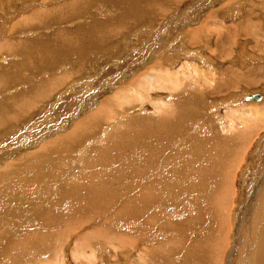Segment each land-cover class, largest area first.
I'll return each mask as SVG.
<instances>
[{"label":"rangeland","instance_id":"obj_1","mask_svg":"<svg viewBox=\"0 0 264 264\" xmlns=\"http://www.w3.org/2000/svg\"><path fill=\"white\" fill-rule=\"evenodd\" d=\"M163 74L168 89L175 85L172 98L167 88L148 84ZM2 75L0 174L11 173L0 181V264H248L246 252L262 242L250 216L264 195V100L243 98L264 92V0H0ZM115 94L132 102H113ZM186 97L197 101L189 106ZM165 104L185 119L175 122L170 113L167 127L156 111L166 116ZM104 106L111 114L95 117ZM69 133L74 151L55 147ZM206 138L224 146L211 148ZM192 143L200 153L191 156L193 166L211 165L202 176L216 180L231 164L219 178L231 191L219 230L202 195L214 191V179L198 181L201 194L192 192L180 174L190 172L185 159L171 161ZM152 154L159 160L152 162ZM167 175L144 202L145 185ZM28 176L29 184L17 183ZM105 186L112 194L104 199L95 192ZM118 235L126 238L121 245L109 238Z\"/></svg>","mask_w":264,"mask_h":264},{"label":"bare ground","instance_id":"obj_2","mask_svg":"<svg viewBox=\"0 0 264 264\" xmlns=\"http://www.w3.org/2000/svg\"><path fill=\"white\" fill-rule=\"evenodd\" d=\"M75 1V0H74ZM138 8V7H137ZM112 9V8H111ZM23 10V9H22ZM252 16V15H251ZM62 23V22H61ZM144 28V27H143ZM178 31V30H177ZM117 32V31H116ZM175 32V31H174ZM226 32V31H225ZM66 34H67V31L65 32ZM255 33V32H254ZM59 38V37H58ZM61 38V37H60ZM171 38V37H170ZM67 40H68V38H67ZM5 45V44H4ZM3 45V46H4ZM11 45V44H10ZM9 45V47H11ZM8 47V46H7ZM5 48V47H4ZM205 48V47H204ZM45 50V49H44ZM4 51V50H3ZM70 54V53H69ZM223 54V53H222ZM5 56V55H4ZM2 57V56H1ZM4 58V57H3ZM2 60V59H1ZM2 62H5V59H3V61ZM17 67V66H16ZM161 71H163L162 69H161ZM165 71V70H164ZM160 72V73H165V72ZM216 73V72H215ZM5 76V75H4ZM4 76L2 75V76H0L1 77V79H7V77L6 78H4ZM167 76H168V74H163V75H158V76H155V77H149V82H148V84L150 83V85H153V86H158V87H160V88H167L166 86H165V81H167V82H169V80L167 79L166 80V78H167ZM155 78V79H154ZM212 78V77H211ZM0 79V80H1ZM223 79V78H222ZM53 80V79H52ZM51 80V81H52ZM50 81V82H51ZM224 81V80H223ZM31 82V81H30ZM53 82V81H52ZM221 82H222V80H221ZM225 82V81H224ZM24 83V82H23ZM156 83V84H155ZM171 83V82H170ZM186 84V83H185ZM55 85V84H54ZM171 86L169 87L170 89H166L167 91H169V93L171 94H173L174 93V87H175V85H173L172 83L170 84ZM18 89V88H17ZM158 90V89H157ZM181 91H183L184 92V89H182ZM187 91V88L185 89V92ZM120 93V92H119ZM178 93H179V91H178ZM178 93H177V95H178ZM172 94L170 95L171 96V98L173 97L172 96ZM184 94H186V93H184ZM122 96H121V98L122 99H119V94L118 95H116L115 94V96H114V98H117V99H115V100H113V102H118L119 104L121 103V105H124L125 103H130V102H132V99H131V101L129 100V101H125L126 99H128V97L129 96H127L126 94H121ZM136 95V94H135ZM174 95V94H173ZM256 96V95H258V97H259V99H257V100H249V101H259L261 98H262V95L261 94H258V93H255V94H250V95H248L247 97H250V96ZM179 96H181V95H179ZM186 96V95H185ZM2 97V96H1ZM190 97V96H189ZM193 97V96H192ZM137 98V97H136ZM179 98V97H178ZM187 99H188V97H186ZM186 99V100H187ZM192 99V98H191ZM190 99V100H191ZM194 100H195V98H193ZM192 99V100H193ZM170 100V99H169ZM184 100V99H183ZM182 100V101H183ZM185 100V101H186ZM190 100L188 99L187 101L189 102V106L192 104L191 102H190ZM193 100V101H194ZM246 100H248V99H246ZM125 101V102H124ZM185 101H183V102H185ZM197 101V99L193 102V103H195ZM227 101H229V99L227 100ZM178 102H179V99H178ZM182 102V103H183ZM226 102V101H225ZM177 103V102H176ZM181 104V103H180ZM178 105H179V103H178ZM177 105V106H178ZM193 105V104H192ZM180 106V105H179ZM182 107L184 106V107H189V106H185V105H181ZM14 107V106H13ZM121 107V106H120ZM171 107H173L171 104H169L168 106H166V104L163 106V108L165 109V111H166V116H162V112L159 110V108L158 107H156V111L157 112H160L161 113V117H158L159 119L161 118L162 119V121H164V122H168V125H167V127H169V123H171V117L173 118V120H174V118L176 117V120H175V122L177 121V120H180V121H182V120H184L183 119V117H180L179 118V116H180V113H178V115L177 116H174V115H176L175 113V111H174V109L172 108L171 109ZM183 107V108H184ZM14 108H18V107H14ZM117 108V107H116ZM175 108V107H174ZM95 109V108H94ZM178 109H180V108H178ZM189 109V108H188ZM18 110V109H17ZM175 110H176V108H175ZM190 110V109H189ZM111 111H112V109H107L106 108V106H104V107H102V109L101 110H99L98 112H95V114H93L95 117H105V115L106 116H108L109 114H111ZM172 111H174L175 113H174V115H172ZM192 111V110H191ZM123 113H124V111H123ZM134 113H136V112H134ZM134 113H132V114H134ZM170 113H171V115H170ZM1 114V113H0ZM4 114V113H3ZM3 114H1L0 115V122L1 121H3V119H4V117H3ZM83 114V113H82ZM90 116L91 118L92 117H94V116ZM121 115H123V114H121ZM124 115H126V114H124ZM171 117H170V116ZM188 115V114H187ZM6 116H8V115H6ZM3 117V118H2ZM12 117V116H11ZM15 117V116H14ZM89 117V118H90ZM165 117H168L169 119H165ZM7 118H9V117H7ZM6 119V118H5ZM93 119H96V118H93ZM137 119V118H136ZM186 119H187V117H186ZM97 120V119H96ZM110 120V119H109ZM112 120V119H111ZM110 120V121H111ZM149 120V119H148ZM113 121V120H112ZM118 121V120H117ZM131 121V124H132V121L134 122V125H136V121L137 120H130ZM129 121V122H130ZM93 122V121H92ZM174 122V121H173ZM193 122V121H192ZM99 123V122H98ZM117 123V122H116ZM2 124V123H1ZM88 124H90V122L88 123ZM94 124V123H93ZM92 124V125H93ZM118 124H120V123H118ZM125 124V123H124ZM129 124V123H128ZM160 124V123H159ZM167 124V123H166ZM3 125V124H2ZM133 125V126H134ZM185 125V124H184ZM80 127L82 126L81 124L79 125ZM124 126V125H123ZM173 126V125H172ZM93 127V126H92ZM111 127V126H110ZM221 127H222V125H221ZM223 127H224V125H223ZM222 127V128H223ZM81 128H83V127H81ZM88 128V127H87ZM118 128V127H117ZM155 128H157V127H155ZM192 128V127H191ZM196 129H197V126L195 127ZM200 128V127H199ZM221 128V129H222ZM225 128V127H224ZM224 128L222 129V130H224ZM63 129V128H62ZM109 129V128H108ZM132 129V128H131ZM160 129H161V127H160ZM168 129V128H167ZM177 129V128H176ZM220 129V130H221ZM76 130V129H75ZM91 130V129H90ZM122 130V129H121ZM140 130V129H139ZM139 130H138V132H139ZM154 130V129H153ZM178 130V129H177ZM221 130V131H222ZM74 131V130H73ZM95 131V130H94ZM107 131V130H106ZM189 131V130H188ZM225 131V130H224ZM224 131H223V133H224ZM72 132V131H71ZM70 132V133H71ZM75 132V131H74ZM89 132V131H88ZM110 132V131H109ZM133 132V131H132ZM137 132V131H136ZM56 133V132H55ZM68 134V135H66V136H64V138H62L63 140L61 141V140H59V142H58V144H56L55 145V147L57 146H60L61 148H63V149H65V148H67V147H70V148H68V150L70 149V150H73L74 151V147H76V145H78V144H73L71 141H72V135L71 134ZM91 133H93V132H91ZM90 133V134H91ZM117 133H118V131H117ZM145 133H147V131H145ZM152 133V132H151ZM165 133V130L164 131H161V132H153L152 133V135H155L156 136V138H154V139H159V138H161V135L162 134H164ZM167 133H168V131H167ZM176 133V132H175ZM195 133V132H194ZM222 133V132H221ZM54 134V133H53ZM82 134H84V133H82ZM103 134H104V132H103ZM103 134H101V136L103 135ZM144 134V133H143ZM149 134V133H148ZM157 134V135H156ZM166 134V133H165ZM181 134V133H180ZM184 134V133H183ZM135 135V134H134ZM150 135V134H149ZM152 135L150 136V137H152ZM174 135H176V134H174ZM188 135H190V134H188ZM193 135V134H192ZM78 136V135H77ZM138 136V135H137ZM141 136V135H140ZM163 136H165V135H163ZM169 136V135H168ZM180 136H183V135H180ZM82 137H83V135H82ZM130 137V136H129ZM129 137H127V138H129ZM154 137V136H153ZM152 137V138H153ZM189 137V136H188ZM86 138V137H85ZM102 139H100V143L101 142H104L105 140H106V135H103V137H101ZM163 138V137H162ZM161 138V139H162ZM239 138V137H238ZM130 139V138H129ZM136 139V138H135ZM151 139V138H150ZM160 139V140H161ZM165 139V138H164ZM198 139V138H197ZM102 140H104V141H102ZM133 140H134V138H133ZM182 140V139H181ZM208 143H210V142H214V144H213V146L211 147V148H217L218 146H214L215 144H218V145H221V147H223L224 146V143H225V141H219L218 140V142L217 141H215V140H213V141H208V138H206L205 139ZM221 140H222V138H221ZM226 140V139H225ZM161 141H164V140H161ZM56 142V141H55ZM86 142V141H85ZM91 142H93L92 140L91 141H89V145H90V143ZM148 142H149V140H148ZM203 142V141H202ZM241 142V141H240ZM57 143V142H56ZM82 143V142H81ZM109 143V142H108ZM146 143H147V141H146ZM151 143V142H150ZM174 143H176L175 142V140H174ZM238 143V142H237ZM118 144V143H117ZM123 144V143H122ZM128 144V143H127ZM130 144V143H129ZM171 144H173V142L172 143H170L169 145L171 146ZM197 144V143H196ZM195 144V145H196ZM54 145V144H53ZM98 145H100V144H98ZM176 145H178V144H176ZM191 145H193V143L192 144H190L187 148H190V150H188V151H186V150H184L183 152H187L186 154L185 153H183V152H181V153H178V154H171L170 155V157H171V161H172V159L174 158L175 159V161H176V163H177V161H178V163H181L182 164V161H183V159H185V168H184V170L187 168V167H190V172H184V173H180V174H182L183 175V177H184V179L187 181V183H188V185H189V187L192 189V192H196L197 194H199L200 193V190L198 189V181H211V179L213 178H215V177H211V179H209V177H208V174H207V176H202V173H203V171H207V169L209 170V168L208 167H210L209 166V164H207V163H205V162H203L202 164H201V162H199V163H197L198 164V166L197 167H194L193 165H195V162H194V160H192V159H190L191 158V156L193 155V154H195V156H196V154H200L199 153V150L197 151L195 148H199L198 146H195L194 145V148H191ZM85 146V145H84ZM88 146V145H87ZM86 146V147H87ZM51 147V146H50ZM78 147V146H77ZM131 147V146H130ZM153 147V146H152ZM171 147H173V146H171ZM79 148H81V147H79ZM154 148H156V147H154ZM186 148V149H187ZM203 148H204V145H203ZM201 149L202 151H204V149ZM53 150H55L54 148H52ZM138 149V148H137ZM177 149H179V148H177ZM221 148H219V150H220ZM57 150V149H56ZM77 150V149H76ZM81 150V149H80ZM158 150V149H157ZM160 150V149H159ZM158 150V151H159ZM224 150V149H223ZM49 151V149H46V152H48ZM72 151V152H73ZM105 151V150H104ZM155 151V150H154ZM158 151H156V152H158ZM167 151V150H166ZM56 151H54V153H55ZM76 152V151H75ZM108 152V151H107ZM134 152V151H133ZM172 152V151H171ZM223 152V151H222ZM230 152V151H229ZM79 153H81L82 155L84 154L83 153V149L81 150V151H79L78 152V154ZM105 153V152H104ZM220 153H221V150H220ZM41 154V153H40ZM56 154V153H55ZM80 154V155H81ZM119 154V153H118ZM167 154H168V152H166V155H164V156H167ZM206 154V153H205ZM228 154V153H227ZM59 155V154H58ZM185 155V156H184ZM189 156V159L187 158V156ZM55 156H57V155H55ZM224 156V155H223ZM70 157V156H69ZM79 157V156H78ZM81 157V156H80ZM151 158H153L152 159V162H154L155 161V159H158V157H157V154L156 155H154V154H152L151 156H150ZM169 157V156H168ZM204 158V157H203ZM225 158V157H224ZM227 158V157H226ZM70 159V158H69ZM79 159V158H78ZM149 159V157H147V160ZM170 159V158H169ZM180 159H182L181 161H180ZM188 159V160H187ZM73 160V162H74V159H72ZM81 160V159H80ZM92 160V159H91ZM159 160V159H158ZM157 160V161H158ZM208 160H210V162H212V161H217L216 160V158H215V155H210L209 157H208ZM230 160V159H229ZM68 161V160H67ZM109 161H110V159H109ZM175 161H173L174 163H175ZM228 161V160H227ZM34 162V161H33ZM48 162V161H47ZM77 162V161H76ZM167 162H169L170 163V161H167ZM172 162V163H173ZM224 162H225V160H224ZM35 163V162H34ZM44 163H46L45 161H44ZM72 163V162H71ZM81 163V162H80ZM112 163V162H111ZM168 163V164H169ZM218 163H220V162H218ZM77 164V163H76ZM113 164V163H112ZM116 164V163H115ZM167 164V165H168ZM227 164V163H226ZM71 165V164H70ZM75 165V164H74ZM74 165H71L72 167L74 166ZM82 165V164H81ZM92 165V164H91ZM101 165H103V163L101 164ZM137 165V164H136ZM146 165V164H145ZM145 165H140L139 166V168H137V172H139L143 167H145ZM213 165H215V164H213ZM221 165V164H220ZM40 166H42V165H40ZM60 166V165H59ZM59 166H57V167H59ZM70 166V167H71ZM77 166V165H76ZM75 166V167H76ZM150 166V165H149ZM180 166H182V165H180ZM183 166V167H184ZM216 166V165H215ZM222 166V165H221ZM69 167V168H70ZM74 167V168H75ZM81 167V166H80ZM85 167V166H84ZM92 167V166H91ZM116 167V166H115ZM119 167V166H118ZM126 167V166H125ZM124 167V168H125ZM176 167V166H175ZM177 167H179V166H177ZM182 167V168H183ZM218 167V166H217ZM220 167V166H219ZM218 167V168H219ZM231 167V164L230 165H227L226 167H223L224 169H222L219 173L220 174H222V176H220L221 177V179H223V178H226L227 177V175H228V170H229V168ZM29 168V166L27 167V169ZM31 168V167H30ZM79 167H77L76 169H78ZM108 168V167H107ZM113 168V167H112ZM134 168V167H133ZM152 168V167H151ZM170 168H173V166H170ZM33 169V168H32ZM58 169V168H57ZM66 169V168H65ZM67 169H68V167H67ZM72 169V168H71ZM93 169V168H92ZM99 169V168H98ZM127 169V168H126ZM201 169V170H200ZM220 169H221V167H220ZM81 170H82V168H81ZM88 170V169H87ZM89 170H90V168H89ZM114 170V169H113ZM119 170V169H118ZM133 170V169H132ZM213 170V169H212ZM28 171V170H27ZM32 171V170H31ZM68 171V170H67ZM66 171V172H67ZM73 171H74V169H73ZM77 171V170H76ZM76 171H74V172H76ZM83 172L84 171H86L85 169H83L82 170ZM116 171H117V169H116ZM124 171V170H123ZM143 170H141V172H142ZM4 173H1L0 174V181H4L3 180V178L6 176V175H8V174H10L11 173V170L10 169H5L4 171H3ZM140 172V173H141ZM146 172V171H145ZM176 172V171H175ZM207 172H209V171H207ZM214 172V171H213ZM216 172V171H215ZM36 173V172H35ZM46 173V172H45ZM86 173V172H85ZM33 174V173H32ZM50 174V173H49ZM115 174V173H114ZM121 174H125V173H123V172H121ZM172 174V173H171ZM176 174H179V173H176ZM210 174V173H209ZM10 176V175H9ZM100 176V175H99ZM132 176H133V174H132ZM135 176V175H134ZM133 176V177H134ZM170 175H167V176H165L166 177V180L163 182V183H159V184H156L155 185V187H153V188H151V186L150 185H145V186H149V188H146V189H144L141 193H142V200L145 202V200H149L153 195H155V194H157V192H156V190H157V188L160 186V185H162V184H164V183H166L167 181H168V178H170L169 177ZM177 176V175H176ZM210 176V175H209ZM212 176V175H211ZM7 177V176H6ZM31 177V176H30ZM29 176L27 177V178H22V181L20 180H18V182L17 183H26L25 185H27V184H29L33 179V177L34 176H32V178H30ZM75 177H77V175L75 176ZM79 177V176H78ZM136 177V176H135ZM160 177V176H159ZM219 177V178H220ZM37 178H38V173H37ZM179 178V177H178ZM214 179V182L212 183V184H210L208 187H211V188H213L214 189V191L213 192H208V193H202V195H205V201H209V203H208V205H207V207L208 208H210V205L212 204L213 206H214V209H212L213 211V222L214 223H212L215 227H217L218 228V230H219V228H221V223H220V218H221V213H222V215L223 214H225V215H227V213H228V208H227V205H228V201H229V198H230V196H231V191H230V194H228L226 191H225V185L223 186V184L224 183H222V180L221 179ZM19 179V178H18ZM42 179V178H41ZM93 179V178H92ZM176 179V178H175ZM99 180V179H98ZM95 181V180H94ZM50 182V181H49ZM76 182V181H75ZM89 182V181H88ZM102 182V181H101ZM223 182H225V181H223ZM80 183V182H79ZM96 183V182H95ZM103 183V182H102ZM204 183V182H203ZM39 184V183H38ZM104 184L105 185H107L105 182H104ZM149 184H151V183H149ZM44 185V184H43ZM52 185H55V184H52ZM88 185V184H87ZM92 185V184H91ZM186 185L187 184H184V182H181V186L182 187H184L185 189H186ZM200 185H202V183L200 184ZM103 186V185H102ZM145 186H144V188H145ZM167 186L168 185H165L164 186V188L161 190L162 191V194H164V191L166 190L167 192L169 191V188L167 189ZM207 186V185H206ZM4 187V186H3ZM88 187V186H87ZM94 187V186H93ZM113 187V186H112ZM202 187H204L203 185H202ZM257 187V186H256ZM39 188V187H38ZM42 188V187H41ZM100 188H101V186H100ZM105 188L106 189H103V190H101V191H99V192H95L96 194H99L100 193V197H102V198H104L105 196H106V194H112V191H111V188H109L108 189V186H105ZM115 188V187H114ZM258 188V187H257ZM67 189V188H66ZM210 189V188H209ZM69 190V189H68ZM86 190V189H85ZM104 190L106 191V193H104ZM197 190V191H196ZM212 190V189H211ZM5 191V189L4 188H2L1 189V193L2 192H4ZM90 191V190H89ZM87 192V191H86ZM118 192V191H117ZM116 192V193H117ZM63 193V192H62ZM186 193V192H185ZM11 194V193H10ZM68 194H69V192H68ZM88 194V193H87ZM201 194V193H200ZM221 194H223L222 196H220ZM1 195V194H0ZM13 199H14V197H12ZM106 198V197H105ZM104 198V199H105ZM187 198V197H186ZM98 199V198H97ZM120 199H122V198H120ZM102 200V199H101ZM110 200H111V198H110ZM185 200V199H184ZM183 200V201H184ZM260 201H257L256 203H257V206H255V208L253 209L252 208V213H253V215H254V217H252V216H250V221H254L255 222V227L258 229V231H257V237H260L261 236V240H262V242H261V244L259 245V247L257 248V246H256V251L254 252L253 250L254 249H252V253L250 254L248 251V253L246 252V254H247V260H248V264H264L263 262H264V195L262 196V199L260 198L259 199ZM100 201V200H99ZM108 201H109V199H108ZM142 201V202H143ZM204 201V202H205ZM207 201V202H208ZM210 201H211V204H210ZM137 202V201H136ZM148 202V201H147ZM189 202V201H188ZM140 203V202H139ZM10 204V203H9ZM82 204V203H81ZM96 204H98V203H96ZM103 204V202L101 203V205ZM106 204V203H105ZM144 204V203H143ZM142 204V205H143ZM210 204V205H209ZM23 205V204H22ZM138 205H140V204H138ZM254 205V204H253ZM17 206V205H16ZM6 207V206H5ZM46 207V206H45ZM99 207V206H98ZM98 207H96L97 208V210H98ZM140 207V206H139ZM138 207V208H139ZM142 207V206H141ZM203 207V206H202ZM253 207V206H252ZM21 208V207H20ZM173 208V207H172ZM176 208V207H175ZM100 209V208H99ZM126 209H127V206H126V208H125V210L124 211H126ZM153 209V208H152ZM217 209V211H218V213H217V216H216V213H215V210ZM93 210H94V208H93ZM96 210V209H95ZM135 209H134V207L132 208L131 207V211H134ZM176 210V209H175ZM210 210V209H209ZM42 211V210H41ZM91 211V210H90ZM119 211H123L122 209H120ZM136 211V210H135ZM148 211H150V210H148ZM153 211V210H152ZM151 211V212H152ZM221 211V212H220ZM43 212V211H42ZM92 212V211H91ZM200 212V211H199ZM57 213V212H56ZM122 213V212H121ZM120 213V214H121ZM171 213H173V212H171ZM201 213V212H200ZM243 213V212H242ZM86 214V213H85ZM88 214V213H87ZM91 214V213H90ZM163 214V213H162ZM247 214V213H246ZM59 215V214H58ZM68 215V214H67ZM164 215V214H163ZM162 215V216H163ZM174 215V214H173ZM199 215V214H198ZM205 215V214H204ZM44 216V215H43ZM50 216V218H52V217H54L55 215L54 214H50L49 215ZM171 216V215H170ZM175 216V215H174ZM201 216H202V214H201ZM244 216H245V214H244ZM243 216V217H244ZM8 217V216H7ZM11 217V216H10ZM131 217V216H130ZM179 216H177L176 218H178ZM181 217V216H180ZM200 217V216H199ZM209 217H211L210 215H209ZM246 217H247V215H246ZM171 218V217H170ZM202 218V217H201ZM200 218V219H201ZM227 218V217H226ZM241 218H242V216H241ZM58 219V218H57ZM189 219H191V218H189ZM205 219V218H204ZM243 219V221H244V223L245 224H247V221L246 220H244V218H242ZM56 220V219H55ZM140 220H142V219H140ZM165 220V219H164ZM202 220V219H201ZM208 220V219H207ZM34 221V220H33ZM200 221V220H199ZM238 221V220H237ZM135 222V221H134ZM204 222V221H203ZM242 222V221H241ZM155 223V222H154ZM243 223V224H244ZM131 224V223H130ZM134 225H136V223H133ZM137 224H138V222H137ZM140 224V223H139ZM211 223H209V225H210ZM119 225V224H118ZM133 225V226H134ZM145 225V224H144ZM209 225H207V226H209ZM237 224H235V222H234V226H236ZM251 225V224H250ZM165 226V225H164ZM204 226V225H203ZM249 226V225H248ZM112 227V226H111ZM131 227V226H130ZM132 228V227H131ZM176 228V227H175ZM202 228V227H201ZM205 228V227H204ZM216 228V229H217ZM240 227H236V229H239ZM255 228V229H256ZM122 229V228H121ZM140 229V228H139ZM232 229V228H231ZM137 230V229H136ZM199 230V229H198ZM241 230V229H240ZM253 230V229H252ZM104 231H105V228L104 229H102V236L103 237H106V235L104 234ZM115 231V230H114ZM193 231V230H192ZM237 231H239V230H237ZM255 231V230H254ZM19 232H20V230H19ZM136 232H138V231H136ZM177 232V231H176ZM233 232V231H232ZM253 232V231H252ZM171 233V232H170ZM256 233V232H255ZM98 234V233H97ZM137 233H135L134 234V237H135V235H136ZM215 234H217V230L215 231ZM16 235V234H15ZM100 235V234H99ZM160 235V234H159ZM169 235V234H168ZM181 235V234H180ZM206 235V234H205ZM214 235V234H213ZM122 236V235H121ZM121 236H109V238L110 237H112V239H113V241H115L117 244H120V243H122L123 241V239H126L125 237H123V239H122V237ZM127 237V236H126ZM133 236H130V238L133 240V238H134ZM158 237V236H157ZM178 237V236H177ZM256 237V238H257ZM111 239V240H112ZM127 239H129L128 237H127ZM155 239V238H154ZM173 239V238H172ZM200 239V238H199ZM203 239V238H202ZM87 240V239H86ZM110 240V241H111ZM85 241V240H84ZM196 241V240H195ZM246 241V240H245ZM259 241H260V238H259ZM153 242V241H152ZM164 242V241H163ZM258 242V241H257ZM134 243V242H133ZM171 243V242H170ZM189 243V242H188ZM200 243V242H199ZM198 243V244H199ZM195 244V243H194ZM121 245V244H120ZM158 245V244H157ZM245 245V244H244ZM256 245H257V243H256ZM180 246V245H179ZM195 245H193V247H194ZM198 246V245H197ZM216 246H217V244H216ZM218 247V246H217ZM217 247H215V250H217ZM235 247H236V244H235ZM243 247H245V246H243ZM255 247V246H254ZM208 248V247H207ZM150 249V248H149ZM152 249H154V248H152ZM199 249H200V247H199ZM210 249V248H209ZM214 250V251H215ZM150 251H152V250H150ZM199 251V250H198ZM243 251H245V248H243ZM145 252V251H144ZM153 252H154V250H153ZM160 252V251H159ZM183 252V251H182ZM256 254H257V256H256ZM185 256V255H184ZM179 257V256H178ZM209 257V256H208ZM206 258V257H205ZM141 259V258H140ZM176 259L178 260V258H177V256H176ZM207 259V258H206ZM210 258H208L207 259V261H209V263H210V260H209ZM193 260V259H192ZM139 261V260H138ZM212 261V260H211ZM142 262H143V260H142ZM164 262V261H163ZM191 262V261H190ZM188 263H189V261H188ZM192 263H194V262H192ZM131 264H133V263H131ZM191 264V263H190Z\"/></svg>","mask_w":264,"mask_h":264},{"label":"crops","instance_id":"obj_3","mask_svg":"<svg viewBox=\"0 0 264 264\" xmlns=\"http://www.w3.org/2000/svg\"><path fill=\"white\" fill-rule=\"evenodd\" d=\"M259 34H261V33H259ZM250 93H253V94H254V93H258V94H261V95H262V98H261L258 102H256L257 104H256L255 102H254V104H256V105H260L259 102H261L262 100H264V92H250ZM250 93H246V94L244 95V98H243L244 101H249V100H246V99H247V96L250 95Z\"/></svg>","mask_w":264,"mask_h":264},{"label":"water","instance_id":"obj_4","mask_svg":"<svg viewBox=\"0 0 264 264\" xmlns=\"http://www.w3.org/2000/svg\"><path fill=\"white\" fill-rule=\"evenodd\" d=\"M248 100H257V99H259V97H258V95H256V96H250V97H248L247 98Z\"/></svg>","mask_w":264,"mask_h":264}]
</instances>
